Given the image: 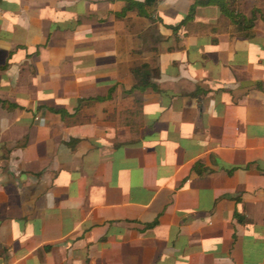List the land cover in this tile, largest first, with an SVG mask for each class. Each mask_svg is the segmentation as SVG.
<instances>
[{
    "label": "crops",
    "instance_id": "obj_1",
    "mask_svg": "<svg viewBox=\"0 0 264 264\" xmlns=\"http://www.w3.org/2000/svg\"><path fill=\"white\" fill-rule=\"evenodd\" d=\"M195 1L0 0V264H264V0Z\"/></svg>",
    "mask_w": 264,
    "mask_h": 264
},
{
    "label": "trees",
    "instance_id": "obj_2",
    "mask_svg": "<svg viewBox=\"0 0 264 264\" xmlns=\"http://www.w3.org/2000/svg\"><path fill=\"white\" fill-rule=\"evenodd\" d=\"M215 4L220 7L223 13L230 17L236 24H241L244 21L242 13L237 8V0H196L191 8V13L197 5ZM264 18V14H262Z\"/></svg>",
    "mask_w": 264,
    "mask_h": 264
},
{
    "label": "rangeland",
    "instance_id": "obj_3",
    "mask_svg": "<svg viewBox=\"0 0 264 264\" xmlns=\"http://www.w3.org/2000/svg\"><path fill=\"white\" fill-rule=\"evenodd\" d=\"M250 1L248 0V1H246L245 3L246 4H243V1L241 2V0H237V8H238V10L240 11V9H246V10H248V9H250V7H251V5H250V3H249ZM262 14H264V13H262Z\"/></svg>",
    "mask_w": 264,
    "mask_h": 264
}]
</instances>
